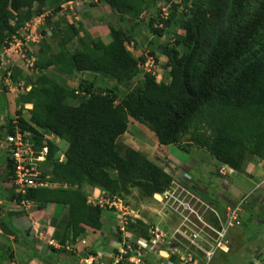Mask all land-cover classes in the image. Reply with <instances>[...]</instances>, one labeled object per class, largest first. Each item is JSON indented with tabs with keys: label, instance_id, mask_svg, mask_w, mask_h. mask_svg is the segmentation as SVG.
Instances as JSON below:
<instances>
[{
	"label": "trees",
	"instance_id": "16d2710c",
	"mask_svg": "<svg viewBox=\"0 0 264 264\" xmlns=\"http://www.w3.org/2000/svg\"><path fill=\"white\" fill-rule=\"evenodd\" d=\"M78 1L85 0H0V53L17 31L45 15L47 8L57 14L63 3ZM158 1L104 0L120 22H133L129 33L109 24L111 40L105 43L80 36L81 27L67 23L58 53H52L44 38L47 33L41 31L37 53L28 54L35 58V81L19 102L33 107L27 110L29 120L24 107L15 115L21 128L37 138L43 137L39 132L43 130L68 143L61 162L56 159L60 148L48 142L51 165L44 173L67 188L30 189L16 199L40 208L67 206L65 221L75 238L83 233L82 225L103 226L104 211L88 203L84 185L98 187L110 197L128 195L136 188L147 199L171 185L173 177L146 154L130 149L121 155L118 139L128 132L130 118L149 127L159 145L188 143L235 171H243L249 156L264 163V0L255 9V0H181L184 34L176 36L173 44L159 46L168 59L169 82H158L155 75L145 73L133 86L147 57L136 58L127 44L135 40L141 15ZM177 12L174 5L171 14L161 19L164 26L151 18L150 32L162 38L166 28L178 25ZM76 38L81 49L71 52L68 46ZM51 69L90 79L71 88L49 73ZM7 72L1 71L0 76ZM22 72L14 71L15 83ZM98 80L103 84L97 86ZM110 82L114 84L109 87ZM69 100L79 102L71 105ZM7 121L5 135L14 134L9 113ZM9 168L12 174L10 160ZM139 225L145 234L146 227Z\"/></svg>",
	"mask_w": 264,
	"mask_h": 264
},
{
	"label": "crops",
	"instance_id": "0c3cea01",
	"mask_svg": "<svg viewBox=\"0 0 264 264\" xmlns=\"http://www.w3.org/2000/svg\"><path fill=\"white\" fill-rule=\"evenodd\" d=\"M0 96L2 97L0 99V204L2 205L0 232L10 234L11 240L18 237L20 241L15 245L17 251L14 252V258L12 256L11 264H17V257L22 259V264H41L39 260H36L37 255L38 258L43 259L42 256H44L53 260L52 263L56 264H79L83 250L96 255V264H107L109 262H107V258H110L112 262L110 264H113L112 251H106V247L111 246L115 241L112 237L114 220L111 214L103 218L101 229L86 231V225H82L83 233L75 238L72 229H67L65 221L68 215L67 206L49 204L40 208L36 203L30 205L31 203L25 201L18 202L12 184L8 152L4 147L8 126L7 114L9 113L11 117H14L15 114H12L10 92L3 93L1 91ZM152 147V149L145 148L150 160L161 168L165 166L166 169V163L163 165L156 160L161 157L168 162L166 170L171 169L169 162H173L174 168L179 171L176 172L178 176L182 177L184 173L190 174L193 177L194 191L221 217H224V211L228 205L242 202L249 196H260L256 200V204L260 201L264 204L263 162L257 157L254 159L251 156L247 157L243 171L239 172L221 164L206 150L188 145V143L163 146L155 140ZM224 167L228 170L227 175L220 174V170ZM200 178H203V186L200 183ZM165 223L168 225L169 220ZM260 225L262 223L257 221L250 222L249 225H245L243 222L241 227L232 228L227 236L229 251L218 252L212 264H234L235 262L264 264V244L259 242L261 246H258L256 240L247 246L242 244L244 239L252 235V233L245 234V232H252L253 228V230L258 229ZM253 233V236H257L259 230H255ZM248 239L250 238L248 237ZM50 241H54L53 246L49 245ZM22 246L27 248L29 246V255L22 253ZM256 247L260 249H256ZM246 248L247 251L244 252ZM62 250H66L67 253ZM77 253L80 258L77 257ZM150 263L157 264L158 260L153 259Z\"/></svg>",
	"mask_w": 264,
	"mask_h": 264
},
{
	"label": "built area",
	"instance_id": "2783aa9c",
	"mask_svg": "<svg viewBox=\"0 0 264 264\" xmlns=\"http://www.w3.org/2000/svg\"><path fill=\"white\" fill-rule=\"evenodd\" d=\"M61 7L63 11L64 7ZM163 16L168 15L164 13ZM43 18L40 16L27 23L12 38L14 40L23 31V39H19L16 44L9 42L10 45L4 47L6 53L13 49L20 59L19 62L25 64L32 72L35 71V58L28 54L31 53L29 51H35L32 50V44L41 41L42 35L37 26ZM146 57L147 61L140 67L154 74L156 61L153 57ZM2 65L0 59V72L8 69ZM10 75L11 69H8L7 84ZM12 127L15 133L5 135L4 147L12 164V184L16 195H25L30 189L54 188L58 183L53 182L51 176L44 173L51 164L48 160V142H53L55 136L40 130L43 137L37 138L31 131L21 128L18 117L13 120ZM227 171L224 167L220 174L227 175ZM245 200L246 198L237 204L228 205L224 217H221L194 191L193 177L190 174L184 173L182 177L173 174L170 187L161 194L154 195V201L161 206L159 214L169 217L173 224L168 230L160 225H149L147 235L142 236L131 227L138 225V220L145 223L146 220L121 197L107 196L106 206L116 211L114 230L117 239L113 242V264H151L153 259L159 261L157 264H212L218 252L229 251V231L242 226L241 213ZM1 219L0 204V221ZM80 263L96 264L97 257L88 255L82 258Z\"/></svg>",
	"mask_w": 264,
	"mask_h": 264
},
{
	"label": "rangeland",
	"instance_id": "374dc122",
	"mask_svg": "<svg viewBox=\"0 0 264 264\" xmlns=\"http://www.w3.org/2000/svg\"><path fill=\"white\" fill-rule=\"evenodd\" d=\"M261 0H255L254 6L252 7L255 9ZM174 5L178 6V12L176 14V21H178V25L175 28L169 27L166 28V34L163 35L162 38H159L152 34L150 32V27L148 25V22L151 18L157 19L159 21H162L165 16L164 13L167 15H170L173 11ZM184 5L181 3V0H161L154 4H152L149 8L145 10V12L141 15L140 19L142 21L140 27L136 29V32L134 34L135 40L134 42L127 44V47L132 51L134 56L136 58H140L142 56H149V52L154 54V58L156 60L154 65V75L158 82H169L168 77V68L167 63L168 59L164 57L161 54L159 46H163L164 44H173V41L175 40L176 36L180 34H184V31L180 28L181 20L185 19L183 17V9ZM62 6L64 7L63 11L61 10L57 14H54L52 12V9L47 8L45 15H43V19H41L40 22H38V32L41 33V31L47 33L44 38L50 43L52 46V53H58L59 51V43L61 41V37L63 35V32L66 30V24L71 23L75 24L77 27H81V34L80 36L90 35L93 38H100L105 43L110 42V36H109V24H114L116 27L120 28L122 27L123 30H125L127 33L130 32V27L132 26L133 22L131 21H125V23L120 22V16L117 14H114L112 10L109 8V6L104 2V0H85V1H78L74 3H63ZM39 17H36L33 19H37ZM100 19H103L105 22H101ZM165 22V21H164ZM164 22L162 21L164 26ZM139 23V22H138ZM157 25V24H155ZM101 26H104V28H100ZM24 32L21 31L18 36L15 37V39L11 40L10 43L16 44V42L19 39H23ZM9 43V45H10ZM33 45V44H32ZM35 45L32 46V50H35L37 53V48L35 49ZM68 49L71 52H74L75 50L81 49L79 39L76 38L71 44H69ZM34 51V52H35ZM32 52V51H29ZM0 59L1 63H3L2 67H8V69H11V75L8 76L9 78V84L6 83L7 74L3 78V76L0 77V92H10L11 94V108H12V114L14 115L16 111H18L20 108L24 107V117L29 120L30 115L27 112V110L31 109L32 105H22L21 102H19L20 97L24 95L25 93H28L30 91L31 85L35 81V74L31 71V69L25 67V64L20 63V59L17 58L15 51L12 49L9 53H6L5 49L1 51L0 53ZM16 69H22V74H17L16 77L18 79V82L15 83L13 81L12 76L14 75V71ZM49 73L54 74L61 83L67 84L71 88H78L80 87L83 80L90 79L89 76H86L81 73H74L73 75H65L62 74L54 69L49 70ZM147 73L145 68H141L139 71V75L133 80L132 85L135 86L138 82L141 81L143 75ZM103 84L101 81L98 80V85ZM114 82L109 83V87L112 86ZM125 90L124 88H122ZM10 96V95H9ZM79 97H82V94L79 95ZM2 98V97H1ZM79 101L69 100L67 101V104L71 105H77ZM1 135V133H0ZM158 141L156 135L150 131L149 127L146 125H143L132 118H130L129 122V130L127 134L123 135L118 139V148L121 153V155H125V153L128 150H137L139 152H142L147 155L149 158V154L146 152L145 148L152 149L154 142ZM56 144L60 148V153L57 154L56 159H63L65 160L63 154L67 150V142L64 140H54ZM185 145V144H184ZM185 147V146H184ZM252 157V156H251ZM255 157H252L254 159ZM150 159V158H149ZM154 159V158H152ZM158 163H166V169L168 167V162L163 160L161 157L156 159ZM54 162V161H53ZM51 165V164H50ZM169 166L171 169H169L171 172H168L170 175L176 174L177 168H174V163L169 162ZM165 169V166L164 168ZM165 169V170H166ZM168 170V171H169ZM200 183L203 186V178H200ZM60 185L55 184L54 188H59ZM84 192L88 196V203L91 205H103V218L109 216L110 214L116 218V211L109 209L106 204V197L107 194L104 193L103 190H101L98 187H92L89 185H84L83 188ZM125 199V201L136 211L139 212L141 215H143L149 220H152L150 216H148V213H154V216H159L157 214V211L154 209H160L161 206L157 205L158 203L154 201V199H147L142 196L140 193V190L134 188L131 190V193L128 195H122ZM260 197V196H259ZM258 196H249L246 200V203L243 206V212L241 214L243 222L245 225H249L250 222H260L262 225L258 229L255 228L256 231L259 230L258 235L253 236V232L255 230H251L252 232H245L252 233L251 236H248L246 239L242 241V244H252L254 241H258V246H261V244H264V204L260 201V203L256 204V200L259 198ZM5 207V206H4ZM3 207V212L5 214V209ZM3 214V215H4ZM14 235V234H13ZM12 235V236H13ZM19 238L16 237L13 240L10 238V234H5L4 232H0V264H11V260L14 258V252L17 251L15 248V245L19 243ZM18 247V246H17ZM256 249H260L259 247H256ZM15 250V251H14ZM22 253L29 255V246L28 248L26 246H22ZM86 250H83L82 253H84ZM106 251L110 252L112 251L111 246L106 247ZM247 251V248L244 250V252ZM90 254V253H89ZM13 256V258H12ZM80 255L77 253V257L79 258ZM246 256V255H244ZM42 258H37L36 260H39L41 264H56L52 263L51 260L45 258L42 256ZM72 259V258H71ZM79 260V259H78ZM77 260V261H78ZM13 261V260H12ZM74 261V259H72ZM109 261V262H108ZM107 264L112 263L110 258H107ZM17 264H22V259L17 257ZM234 264H239V262H235Z\"/></svg>",
	"mask_w": 264,
	"mask_h": 264
},
{
	"label": "clouds",
	"instance_id": "9594fccd",
	"mask_svg": "<svg viewBox=\"0 0 264 264\" xmlns=\"http://www.w3.org/2000/svg\"><path fill=\"white\" fill-rule=\"evenodd\" d=\"M43 16V15H42ZM40 17V16H39ZM33 21V20H32ZM160 26H162V25H160ZM100 28H104V26H101ZM109 29V28H108ZM109 32H110V30H109ZM39 44H40V42L39 43H33V45H35L36 47H35V49L37 48V51H38V49H39ZM129 49V48H128ZM130 50V49H129ZM131 51V50H130ZM33 53V55L36 53V51L35 52H32ZM146 57V56H145ZM156 61V60H155ZM140 65H143V64H140ZM140 65H139V67H140ZM142 67H140L139 69H141ZM22 70V69H21ZM3 71V70H2ZM1 73V72H0ZM148 73V72H147ZM7 74H8V72H7ZM153 74V73H152ZM155 74V73H154ZM153 74V75H154ZM1 77V76H0ZM27 105H30V104H26V106ZM32 109V108H31ZM30 110V109H29ZM16 118V115L13 117V120ZM13 122V121H12ZM43 131V130H42ZM43 132H45V133H50V132H46V131H43ZM51 134H53L54 136H55V138H54V140L56 139V141H57V139L58 140H62L61 138H59V137H57L54 133H51ZM53 140V144L54 145H56V146H58L57 144H56V142ZM59 147V146H58ZM58 153H60V151L58 152ZM65 154V153H64ZM63 154V156H64V158H65V155ZM61 162L62 161H64L63 159H61L60 160ZM167 172H169L168 170H166ZM55 183H57V182H55ZM59 184V183H58ZM60 186L59 187H61V186H66V185H61V184H59ZM64 188H67V187H64ZM52 189H54V188H52ZM105 193V192H104ZM16 194V193H15ZM156 194H161V193H156ZM156 194H154V195H156ZM17 196V195H16ZM107 196H109L108 194H107ZM118 197H121L124 201H125V199H124V197L123 196H118ZM152 199H154V196L152 197ZM150 200V199H149ZM246 200H247V198H246ZM246 200H245V202L243 203V205H242V212H243V206H244V204L246 203ZM22 201H25V200H22ZM25 202H27V203H31L30 205H32V204H34V202H31V201H25ZM90 204V203H89ZM94 206H100V205H94ZM102 209H103V207H101ZM1 209H2V205H1ZM154 210H157V214L159 215L158 217L157 216H154L153 214L154 213H148V216H150L152 219H154V218H158L159 220H157V221H153V220H149V218L147 217H145L144 215H143V213L141 214V216H142V218H144L145 220H146V223L145 222H143V221H141V220H138V225H132V230L134 231H136V233H138L139 235H142V236H146L147 235V233H148V229H149V225H160V227H162L163 229H165V230H168V228H169V226H172V222L169 220V217H167V216H164V215H162V214H159V209H154ZM242 214V213H241ZM113 217V216H112ZM242 217V216H241ZM113 220H114V223H113V225H112V237H114V239H117V234H116V232H115V230H114V226H115V221H116V218H114L113 217ZM167 220H169V223H168V225L165 223ZM1 221H2V219H1ZM0 221V222H1ZM102 222H103V218H102ZM139 224H143L145 227H146V233L145 234H143V232H142V228L140 229V225ZM148 224V225H147ZM85 230L87 231H95V230H98V229H96V228H93V227H90V226H87L86 225V227H85ZM50 242H54V241H50ZM49 242V243H50ZM83 243H85V241L83 242ZM50 245V244H49ZM54 245V244H53ZM53 245H50V246H53ZM111 247H112V250H113V243H112V245H111ZM90 252H87V251H85L84 253H83V255L81 256V258H80V256H79V258H80V260L82 259V258H86V257H88V255H93V254H89ZM79 255V254H78ZM94 256H96V255H94ZM113 259V258H112ZM158 263H159V261H158ZM79 264H81L80 263V261H79Z\"/></svg>",
	"mask_w": 264,
	"mask_h": 264
}]
</instances>
